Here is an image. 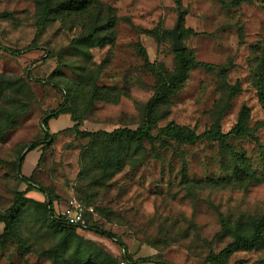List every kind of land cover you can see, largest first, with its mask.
<instances>
[{
	"label": "rangeland",
	"instance_id": "obj_1",
	"mask_svg": "<svg viewBox=\"0 0 264 264\" xmlns=\"http://www.w3.org/2000/svg\"><path fill=\"white\" fill-rule=\"evenodd\" d=\"M56 2L0 0V213L17 192L28 199L17 215L23 243H0V264H264V243L220 253L236 221L249 229L264 214V0H90L77 10ZM177 14L194 62L147 110L177 67L168 32ZM91 30L108 40L97 44ZM243 108L245 132L236 135ZM55 109L50 145L25 152L20 172L74 196L124 252L89 227L50 229L44 195L16 172ZM169 121L216 137L161 145ZM137 124L156 140L76 132ZM125 251L148 260L129 262Z\"/></svg>",
	"mask_w": 264,
	"mask_h": 264
},
{
	"label": "trees",
	"instance_id": "obj_2",
	"mask_svg": "<svg viewBox=\"0 0 264 264\" xmlns=\"http://www.w3.org/2000/svg\"><path fill=\"white\" fill-rule=\"evenodd\" d=\"M90 2V0H57L54 5V9L58 10H77L81 9L86 4ZM49 8V6H48ZM46 9V7H45ZM44 9V10H45ZM46 12V10H45ZM85 36H92L96 39L97 44H101L106 42L108 39L99 40V36L95 30H91L86 33ZM175 55L177 57V67L173 73H171L167 78L162 81L159 90L147 100L146 108L150 110L152 105L162 102L164 97L169 94L174 88L185 78L187 67L189 64L193 63L191 56L185 53L182 49L176 50ZM243 112L244 108L241 109L237 121L231 128V132L236 135H241L245 132L244 129V121H243ZM58 114V111L52 110L48 113H45L41 117V123L43 125V137L40 140H32L25 145V148L22 153L18 156L16 172L20 179L26 184L28 190H35L44 195L43 200V215L48 223V227L52 230H61L65 228H77L74 225L67 224L63 217L57 213V208L59 207L60 202L64 201L63 197L58 193H55L52 189L45 187L32 179V175H25L20 172V166L22 160L24 158L25 152L31 150L37 146H40V150H44V148L48 147L52 141L51 133L46 128L47 120L50 117H55ZM150 113L148 112V116ZM77 133L80 134H89L92 136H100L105 138L111 142H120V141H135L137 143L146 140L148 142H152L156 140L157 136L151 134L148 131V127L141 128L139 124L134 127L129 126H117L110 129L105 128H96V129H76ZM222 136L223 133H218ZM205 136L209 138H215L216 133L212 130H204L201 133H195L188 125L186 124H178L174 121H169L165 124L162 130V137L159 139V143L161 145L167 144L169 140L181 141V142H190L198 137ZM119 165V164H118ZM117 165V166H118ZM72 196V195H71ZM74 197V196H73ZM75 198V197H74ZM76 199V198H75ZM28 200L27 197L23 195L22 192H17L11 203L0 213V221L3 223L2 230L0 231V243H3L6 238L13 237L19 243H23V239L17 233V215L21 206ZM79 201V200H78ZM87 218V214H86ZM235 224L236 227L233 229V237L232 240L226 244L220 251L221 254L227 255L231 251L236 249H247L252 248L257 244L264 243V214L260 216V218L254 222V224L249 228L245 229L243 227H238V221ZM90 229L103 234L109 238H111L117 246L123 250H125L124 242L112 231L99 227L95 224H90L87 218V226ZM229 222L226 218H221V229L222 233L229 232ZM55 251L58 252V247L55 248ZM124 257L129 262H137V260H148L147 257H137V259H131L128 253H124ZM155 263H158L156 260Z\"/></svg>",
	"mask_w": 264,
	"mask_h": 264
},
{
	"label": "built area",
	"instance_id": "obj_3",
	"mask_svg": "<svg viewBox=\"0 0 264 264\" xmlns=\"http://www.w3.org/2000/svg\"><path fill=\"white\" fill-rule=\"evenodd\" d=\"M85 211L86 207H84L73 196L66 197L64 201L60 202L57 209V213L63 217L67 224L74 225L78 228H84L87 226Z\"/></svg>",
	"mask_w": 264,
	"mask_h": 264
},
{
	"label": "water",
	"instance_id": "obj_4",
	"mask_svg": "<svg viewBox=\"0 0 264 264\" xmlns=\"http://www.w3.org/2000/svg\"><path fill=\"white\" fill-rule=\"evenodd\" d=\"M179 14H177L174 24L168 29V32L171 36V48L173 50H180L182 48V44L179 40V31L177 30L178 22H179Z\"/></svg>",
	"mask_w": 264,
	"mask_h": 264
}]
</instances>
